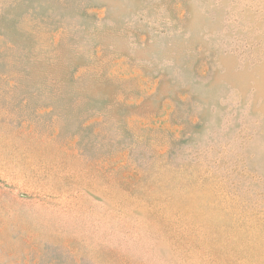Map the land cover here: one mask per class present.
<instances>
[{
    "label": "rangeland",
    "instance_id": "1",
    "mask_svg": "<svg viewBox=\"0 0 264 264\" xmlns=\"http://www.w3.org/2000/svg\"><path fill=\"white\" fill-rule=\"evenodd\" d=\"M0 264H264V0H0Z\"/></svg>",
    "mask_w": 264,
    "mask_h": 264
}]
</instances>
